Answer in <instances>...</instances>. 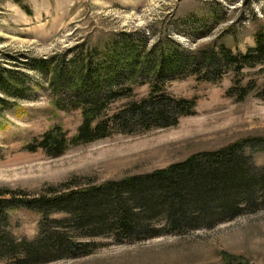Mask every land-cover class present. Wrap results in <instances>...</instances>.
Segmentation results:
<instances>
[{"label": "rangeland", "instance_id": "1", "mask_svg": "<svg viewBox=\"0 0 264 264\" xmlns=\"http://www.w3.org/2000/svg\"><path fill=\"white\" fill-rule=\"evenodd\" d=\"M260 29H264V0H0V69L26 74L21 98L11 99L10 107H0V188L41 194L70 181L74 186L98 184L164 168L191 153L215 150L248 136H264V100L256 93L264 65L244 67L239 74L229 69L213 80L205 79L203 71L184 67L159 83L156 92L194 100L193 113L180 116L175 125L132 127V134L113 133L71 147L59 157L42 149L29 151L25 147L29 142L56 125L72 135L81 122L80 109L65 101L66 89L55 93L44 76L25 65L31 57L55 56L54 62L67 64L76 55L78 66L95 70L102 84L113 67V55L125 59L133 50L138 65L144 61L145 67L142 72L121 74L109 87L119 92L101 113L109 118L150 94L155 67L167 44L193 61L220 44L243 52L254 44ZM234 83L248 86L251 93L236 100L234 93H228ZM263 146L245 147L253 165L264 163ZM10 218L9 228L17 237L38 234V211L15 208ZM241 262L264 264L262 205L212 228L133 244L110 243L82 257L43 264ZM0 264L10 263L2 259Z\"/></svg>", "mask_w": 264, "mask_h": 264}, {"label": "trees", "instance_id": "2", "mask_svg": "<svg viewBox=\"0 0 264 264\" xmlns=\"http://www.w3.org/2000/svg\"><path fill=\"white\" fill-rule=\"evenodd\" d=\"M253 37L254 44L243 52L234 53L220 44L216 50L201 52L193 61L167 44L155 67L150 94L109 118H102L101 113L119 95L109 87L121 74L142 72L145 67L144 61L138 65L133 50H128L125 59L113 55V71L109 70L102 84L95 70L78 66L76 55L68 60L64 57L67 64L54 62L55 56L31 57L25 65L44 76L55 93L66 89L69 94L65 101L80 109L81 122L72 135L56 125L25 147L59 157L71 147L113 133L132 134V127L175 125L180 116L193 113L194 100L156 94L158 84L184 67L203 71L205 79L213 80L229 69L239 74L244 67L264 65V29L257 30ZM25 75L20 69H0V107H10L11 99L21 98L26 88L22 78ZM256 88L257 96L264 100V75ZM228 93L243 100L251 90L234 83ZM257 144L264 145V136H248L215 150L194 152L149 172L98 184L74 186L73 181L65 182L41 194L0 188V260L8 259L10 264H43L74 259L110 243L133 244L162 235L212 228L255 211L257 205L264 207V163L253 165L244 152L245 147ZM20 207L41 214L34 238H19L9 228L10 210Z\"/></svg>", "mask_w": 264, "mask_h": 264}]
</instances>
